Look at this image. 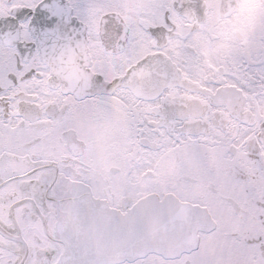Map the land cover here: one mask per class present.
<instances>
[{
    "label": "snow or ice",
    "instance_id": "1",
    "mask_svg": "<svg viewBox=\"0 0 264 264\" xmlns=\"http://www.w3.org/2000/svg\"><path fill=\"white\" fill-rule=\"evenodd\" d=\"M0 264H264V0H0Z\"/></svg>",
    "mask_w": 264,
    "mask_h": 264
}]
</instances>
